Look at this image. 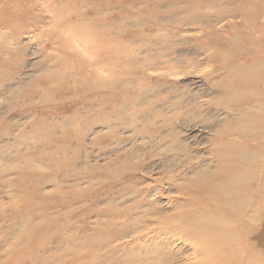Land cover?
I'll return each mask as SVG.
<instances>
[{
	"label": "rangeland",
	"instance_id": "rangeland-1",
	"mask_svg": "<svg viewBox=\"0 0 264 264\" xmlns=\"http://www.w3.org/2000/svg\"><path fill=\"white\" fill-rule=\"evenodd\" d=\"M261 14L264 0H0V264H160L165 250L184 253L176 264L199 262L178 231L156 233V218L201 203L185 189L171 191L165 178L172 172L165 167L155 165L149 174L136 168L138 161L147 166L161 159L140 156L150 128L115 125V119L165 101L167 116L180 125L188 109L214 101L208 120L204 106L198 127H181L185 135L206 137V127L225 116L224 106L215 103L218 88L210 84L222 73L213 70L238 67L225 81L264 77V66H254L264 62ZM179 53L184 62L164 66V58ZM156 62L161 68L148 70ZM176 66L187 75L177 78ZM243 66L249 67L245 76ZM197 90L199 101L177 115L172 102ZM229 137L226 145L236 154L232 139L239 136ZM249 137L246 142L261 157L245 161L247 177L264 187V171L252 169L264 166V129ZM212 145L197 147L200 159H211L216 172L229 171L212 156ZM125 160L134 167H119ZM114 161L117 174L105 168ZM137 187L164 201V212L150 215L139 206L141 196L131 193ZM256 198L264 200V191ZM259 253L264 264V237Z\"/></svg>",
	"mask_w": 264,
	"mask_h": 264
},
{
	"label": "bare ground",
	"instance_id": "bare-ground-1",
	"mask_svg": "<svg viewBox=\"0 0 264 264\" xmlns=\"http://www.w3.org/2000/svg\"><path fill=\"white\" fill-rule=\"evenodd\" d=\"M258 11L262 10L258 9ZM256 16L258 15L256 14ZM256 16L254 17L257 18ZM254 17L252 18L254 19ZM262 17H264V14ZM254 21L252 20L253 23H255ZM261 32L260 34H262ZM263 42L264 41H262V43ZM178 56H181V53L170 59L164 58V66L167 67L171 62L179 63L185 61L184 59H179ZM211 57L214 58L215 56L212 55ZM156 63L157 64L155 65L148 66V70H150V68H154V66L155 69L157 68L156 66L161 68L162 65H158L161 63ZM177 66L174 68L175 70H177V68L179 69L174 74L178 75L176 76L177 78L180 77V74L187 75L188 72L186 73L180 68V66ZM254 66L255 68H262L264 66V62L257 61ZM173 67H170V69L172 68V72L175 71L173 70ZM235 68L238 67H234L232 64L228 67L226 65H221L213 70L222 73V75L217 79L210 78V84L216 85L218 88V91H216L218 98L215 103L216 105L224 106L225 116H219V119L217 118L214 120L213 124L211 123L210 126L206 127V130H209V132L204 138L198 137V134H196L197 132H191L190 134L185 135V131H183L184 129L181 127H185L187 130H194L198 127L199 122H195V120L197 116L202 114V108L204 106H206V109L210 111L208 112L209 114L207 113L205 115L204 119L208 120L210 118V114L214 110V101L199 105L201 110L194 108L188 109V111L185 112L187 116L179 118L181 121L180 125L175 124L172 121V118L167 116V107L164 106L165 101H162L159 105L151 107L143 113L139 114L137 110H134L133 114L130 116L117 117V119H115V125L134 123L135 126L145 125L150 128L149 135H145L142 139L143 146L141 148L140 156H144L147 160H151L156 156H161V159L158 162H152L147 166L142 165V161H138L135 165L136 168H140L144 171V173L146 172L149 174L151 173V168L155 165L165 167L166 170H170L172 172V175H167L168 177L165 176L167 183L170 185L169 189L171 191L176 189H185L188 194L187 196H191L201 203V207L196 210L178 211L172 216H163V218H159L160 214L156 218V223H163L162 225L158 224L156 229L157 234L161 231L164 233L166 230L167 233L171 232L175 235V233H177L176 231H178L180 237L191 242L193 245L192 256L199 258V262L195 264H259L260 261L259 245L261 243V238L264 237V232L260 228L263 226L262 223H264L262 222L264 200L261 202L259 200L256 201V197H258V195L260 196L261 192L264 191V187H261L259 179H254L253 183V180L247 177L251 171L246 168L245 161L261 157L259 154L260 152L258 153L256 150H251L248 145L249 143L246 142V139L249 140V136H251V138L255 137V131L257 129L259 131L264 129V119H262L264 112V77H261L260 75L257 78V81H254L253 83L245 82L243 79L238 81H225L224 78L227 77V75H233ZM248 69L249 67L243 66V69H241L242 75L245 76ZM139 80L141 82V79ZM187 85L189 86L190 84ZM245 85L247 88H243ZM14 87L15 86L10 87V90ZM175 87L176 86L174 85L172 89L174 90ZM163 92H166V89H162L160 92L157 91L156 93L153 92L149 96L150 101H152L155 97L157 98L162 96ZM192 94L193 95H191V97L187 98V100L184 99L185 101L183 102H172L173 105L176 104L174 107H176L177 115L179 114L181 108L188 107L189 105L199 101V90ZM147 101L148 100L144 101L143 104ZM85 107L88 108V105ZM158 107L161 108V110ZM108 125L111 127L113 122H109ZM87 127L94 129L93 124ZM227 129H229V131H226ZM235 134L238 135L239 138L234 137V139H231L237 150L236 154L233 153L232 149L226 145L230 139L229 136ZM194 137L197 138V140L195 139L196 141H194ZM209 141L214 143L211 147L212 156H216L219 160L218 162L228 165L230 168L229 171L223 173L216 172L209 166L211 159H200L201 151L197 150V147ZM256 143H258V141H256ZM241 145H244V147L239 148L238 146ZM163 146L166 147L165 153L158 152V148ZM231 147L234 146L231 145ZM147 151L150 153L147 154ZM128 153L132 155L130 157L139 156L138 151H129ZM123 156L124 155H122V158ZM194 159L197 161L194 162ZM185 161L190 164L187 168L184 166ZM115 163L116 161H114L113 166L105 168L109 170H112L113 168L115 169V166H118V164L115 165ZM144 163H146V161H144ZM132 164H134V162ZM132 164H129V162H126L125 160L124 164H119V167L123 165L121 168H125V170L127 167L132 169L134 167ZM255 166H257V168L255 170L252 168L253 171L257 170L260 174L264 171L263 164ZM119 167H117L118 170L115 169V174H117L118 171L120 172L121 169H119ZM251 167H254V165ZM181 168H183V170ZM181 175L184 176L181 178ZM137 177L138 180L141 178V176ZM133 179L135 182L136 179L134 177ZM248 189H250V191ZM118 192H121V189H119ZM131 193L141 196V201H139L140 203H137L139 206H143V209H150V213L148 214H158L162 211L160 205L164 201L156 198L155 194L153 195V193H151L149 196V194L146 193V190L140 187L135 189L133 188ZM135 195L133 194L132 196ZM183 254L179 252H171L170 254L165 250L160 264H176V261L179 262L180 257H183Z\"/></svg>",
	"mask_w": 264,
	"mask_h": 264
}]
</instances>
